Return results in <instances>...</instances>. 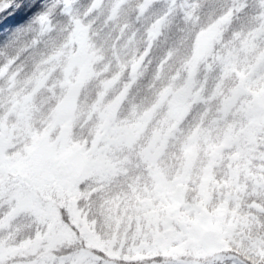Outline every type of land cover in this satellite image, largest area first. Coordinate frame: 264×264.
<instances>
[{
	"label": "snow or ice",
	"instance_id": "obj_1",
	"mask_svg": "<svg viewBox=\"0 0 264 264\" xmlns=\"http://www.w3.org/2000/svg\"><path fill=\"white\" fill-rule=\"evenodd\" d=\"M0 264H264V0H0Z\"/></svg>",
	"mask_w": 264,
	"mask_h": 264
}]
</instances>
